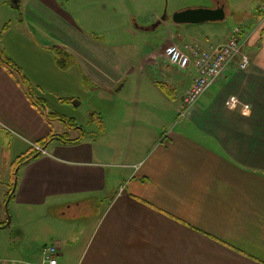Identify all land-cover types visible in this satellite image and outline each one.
<instances>
[{
	"label": "crops",
	"instance_id": "crops-1",
	"mask_svg": "<svg viewBox=\"0 0 264 264\" xmlns=\"http://www.w3.org/2000/svg\"><path fill=\"white\" fill-rule=\"evenodd\" d=\"M99 3L105 12L123 10L131 18L118 24L125 37L146 31L139 27L161 14L158 0H132L131 12L130 0ZM25 4L24 27L0 29V47L22 72L34 51L48 63L54 48H66L76 57L70 67L77 66L107 100L128 87L131 92L122 98L132 102L125 105L132 113L126 121L114 106L105 116L92 115H99L103 124L94 140L83 129L75 137L57 133L16 76L0 64V129L8 135V141L0 139V169L5 165L0 172V226H8L2 216L12 162L36 151L33 144L51 133L55 136L39 144L45 152L17 170L10 198L15 207L41 212V223L48 228L51 217L65 223L76 219L66 213L74 207L82 210L89 199L103 205L85 235L81 227L72 241L52 242L60 246L58 264H264V0L240 25L212 41L205 29L197 31L205 21L181 24L171 19L173 30L137 60L120 34L105 43L99 39H106L102 28L89 37L49 0ZM236 27L246 32L248 67L241 69L236 57L179 118L180 98L196 70L192 61L187 70L170 64L163 49L176 45L192 55V45L208 49ZM231 97L237 100L234 106L227 104ZM119 133L126 136L121 139ZM77 137L76 143L61 140ZM17 225L22 236L25 230ZM43 246L18 244L8 254L1 250L0 259L37 264Z\"/></svg>",
	"mask_w": 264,
	"mask_h": 264
},
{
	"label": "rangeland",
	"instance_id": "rangeland-1",
	"mask_svg": "<svg viewBox=\"0 0 264 264\" xmlns=\"http://www.w3.org/2000/svg\"><path fill=\"white\" fill-rule=\"evenodd\" d=\"M25 1L26 0H21L17 6H12L10 4V0H0V29L4 25L10 24L16 26L14 29L20 28L19 26L24 27L23 25H20V19L24 13L26 5ZM49 1L54 3V5L58 8L65 10L75 24H77L78 27H80L81 30L89 37L95 38L96 32L101 31H97V28H102L105 33L106 36L104 37H106V39L99 38L105 43H111L112 39L120 34L123 42H129L127 45H124L125 49L129 50L128 54L133 60H137L142 51L146 47L149 48L151 44V46H153V44L157 46L163 42L167 35V31L173 30L171 16L174 11H177L176 9L182 10L196 5H200L202 7H215L218 3L224 5L226 15L223 20L209 23L205 22L202 23L203 25L201 24L197 27V31H204L205 29V34H210L209 40L212 41L214 39H221L228 27H231L232 25H240L242 20L245 18V15H250V13L257 9V6L260 5V0H158L160 4L159 9L161 11L160 17L165 15L169 19L164 20V24L158 25L152 31L136 30L137 35L135 37H125L121 34V26L118 24L124 23L126 18L131 21V18L127 17V13H124L123 10H120L116 14H111L110 9L108 8L105 12L100 8L102 6V3H99L100 0ZM129 5L131 12L133 9L132 0H130ZM126 9H128V6ZM154 22H151L149 25L154 24ZM201 38H203V36H201ZM28 39L31 41L32 38ZM2 44L3 40L0 42V45ZM134 47H137V53L134 51ZM56 52L68 53V56L65 59V63L68 65L67 68L56 69ZM41 55L42 54L37 51H34L30 55L29 60L25 61L28 63L25 66L26 71H24L25 73L23 72V74L30 81L34 89L35 96L43 99L50 111L59 113L67 120L66 126L63 121H52L55 132L61 134L66 132L68 137H75L81 135V129H83L90 132L91 134L89 133V136L91 140H94L99 136L100 127L96 119L97 116L93 118L92 115L97 112H101L102 115L105 116L114 106L120 109V115L124 116L126 121L130 120L127 119V115L131 114L132 111L127 113V109H125V105L129 102L126 101L125 98H122L131 92L128 90V87H125L121 92L117 93L118 95L115 93L114 97L112 96L109 100H107L101 89H93L89 81H87L79 72L77 66L70 67L74 64L69 62V57H72L75 60L76 57L69 50H66V48H57L53 52V55H50L48 63L46 59L41 60ZM14 62L21 67L18 62ZM157 77L162 81L161 76L157 75ZM74 102H78V104H75ZM128 105L131 106L132 102ZM121 126L123 127L125 125L120 124V127ZM119 135L121 139L126 136L125 133H119ZM0 139L8 141V135L2 129H0ZM4 168L5 165L3 164L2 169H0L1 173ZM95 203L94 199H89L82 204V210L74 207L68 211L66 215L69 219L72 217L76 218L70 223H65L64 221H59L51 217L49 226L46 228L45 225H42L41 223V212L32 213L23 206L16 208L12 199H9L6 210L4 206L5 215L2 216V219H4V223H6L9 215L10 222L5 228L0 226V251L2 250L1 252L8 254L10 248L18 244L26 246L33 245V247L50 244L53 241L63 244L65 243L64 238L67 240L71 239L72 241V239L77 236L78 230L81 227L84 230L82 235H85L86 232L91 229L89 226L103 207L101 202L98 204ZM53 211L57 212V210ZM17 223L21 224L25 230L22 236L17 232ZM78 239L79 237L77 240Z\"/></svg>",
	"mask_w": 264,
	"mask_h": 264
},
{
	"label": "built area",
	"instance_id": "built-area-1",
	"mask_svg": "<svg viewBox=\"0 0 264 264\" xmlns=\"http://www.w3.org/2000/svg\"><path fill=\"white\" fill-rule=\"evenodd\" d=\"M246 32L241 28H234L228 37L220 44L206 49L194 44L190 47L191 53L186 54L176 45H168L164 48V55L168 62L181 70H187L193 62L196 76L191 87L180 98L181 108L178 111L179 118L186 115L187 111L197 102L200 96L208 92L218 79L223 75L224 68L239 58V67L246 69L250 58L243 50ZM237 100L231 97L227 104L234 106ZM244 109H247L244 107ZM33 148L44 153L45 150L38 144ZM59 247L55 243L47 244L41 249V260L37 264H58L57 256ZM0 264H26L19 261H6L0 259Z\"/></svg>",
	"mask_w": 264,
	"mask_h": 264
},
{
	"label": "trees",
	"instance_id": "trees-1",
	"mask_svg": "<svg viewBox=\"0 0 264 264\" xmlns=\"http://www.w3.org/2000/svg\"><path fill=\"white\" fill-rule=\"evenodd\" d=\"M57 48H55L56 50ZM57 55L55 57L56 59V64L58 65V67L60 68H67L68 65H66V57L68 56L66 52H56ZM61 57H64V58H61ZM69 62L71 64H73V62H75V59L72 58V57H69ZM68 62V63H69ZM0 64L6 68L8 71H10L12 74H14L16 76V78L18 79V82L20 83V86L23 88L27 98L29 99V101L31 102V104L33 106H35L39 111L40 113L43 115V117L49 121V122H52L54 120H60V121H63L65 126L67 125V120L62 116L60 115L59 113L55 112V111H50L45 103V101L39 97H36L35 96V93H34V89L30 83V81L28 80V78L23 74L21 68L13 61V59L11 57H9L4 51L3 49L0 47ZM162 87V86H160ZM97 121L99 123V127H103V124H102V121L100 119V116L98 115L97 116ZM53 136V134H49V136L47 138H44V139H41V140H38L36 142V144H44L45 140H49L51 139ZM80 137H77V138H74V139H61L63 142L65 143H76L78 141H80ZM35 153H38V151H33V152H25L23 154H21L20 156H18L11 164V184H10V187H9V190L7 192V196L8 194L11 193V190H12V187H13V180H14V177L17 175V172L16 169H19V167L21 165H23L25 162H27L28 160L32 159L33 155ZM13 195V193H12ZM11 195V196H12ZM6 196V197H7ZM4 224V222L2 223Z\"/></svg>",
	"mask_w": 264,
	"mask_h": 264
},
{
	"label": "water",
	"instance_id": "water-1",
	"mask_svg": "<svg viewBox=\"0 0 264 264\" xmlns=\"http://www.w3.org/2000/svg\"><path fill=\"white\" fill-rule=\"evenodd\" d=\"M19 0H10V4L12 6H17L18 5ZM225 18V10H224V5H220V6H215V7H190V8H185L182 10H178L173 12L171 19L176 22V23H181V24H185V23H200V22H206V21H211V22H215V21H220L223 20ZM167 17L165 15L161 16L156 22H154V24L149 25V26H141L139 28L146 30V31H151L153 29H155L162 21L166 20ZM75 104H78V102H74ZM58 139H60L59 137H57ZM37 153H35L33 155V157H36ZM18 169H16L15 172H17ZM17 183V175L14 177V182H13V187L11 190V193L7 196V199L5 201V210L7 209V202L9 201V199L11 198V195L15 189ZM10 222V217L8 215L7 217V221L4 224L8 225Z\"/></svg>",
	"mask_w": 264,
	"mask_h": 264
},
{
	"label": "flooded vegetation",
	"instance_id": "flooded-vegetation-1",
	"mask_svg": "<svg viewBox=\"0 0 264 264\" xmlns=\"http://www.w3.org/2000/svg\"><path fill=\"white\" fill-rule=\"evenodd\" d=\"M220 5H222V4H220V3L217 4V6H220Z\"/></svg>",
	"mask_w": 264,
	"mask_h": 264
}]
</instances>
